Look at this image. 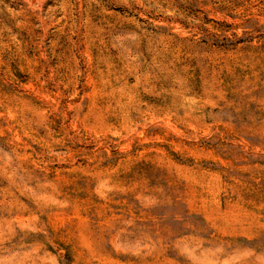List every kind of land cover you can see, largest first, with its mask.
Returning <instances> with one entry per match:
<instances>
[{"label": "rangeland", "instance_id": "374dc122", "mask_svg": "<svg viewBox=\"0 0 264 264\" xmlns=\"http://www.w3.org/2000/svg\"><path fill=\"white\" fill-rule=\"evenodd\" d=\"M0 264H264V0H0Z\"/></svg>", "mask_w": 264, "mask_h": 264}]
</instances>
